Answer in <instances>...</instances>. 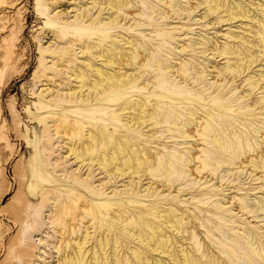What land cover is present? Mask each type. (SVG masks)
I'll use <instances>...</instances> for the list:
<instances>
[{
	"label": "bare ground",
	"instance_id": "6f19581e",
	"mask_svg": "<svg viewBox=\"0 0 264 264\" xmlns=\"http://www.w3.org/2000/svg\"><path fill=\"white\" fill-rule=\"evenodd\" d=\"M43 1L56 4L48 10L60 34L43 30L45 73L27 93L56 104L44 120L50 152L76 166L62 170L76 181L47 190L48 214L39 220L46 238L38 244L49 243V226L56 233L52 264H264V194H252L264 193V146H254L252 137L264 140V127L257 120L249 130L244 118L264 112V0H76L71 11L57 10L62 0ZM171 18L188 21L174 26ZM48 19L44 24L53 26ZM191 20L212 26L215 35L186 37L194 35ZM164 79L179 87L207 83L158 95ZM243 98L250 102L232 105ZM68 104L86 107L92 123L82 111H67ZM234 114L238 125L227 119ZM189 177L194 187L199 183L191 197L180 199L186 186L170 196ZM144 181L147 192L166 187L170 194L154 191L146 195L153 199L133 205ZM86 186L95 197L107 193L112 223L98 220L92 196L82 193ZM232 189L237 194L229 196Z\"/></svg>",
	"mask_w": 264,
	"mask_h": 264
},
{
	"label": "rangeland",
	"instance_id": "374dc122",
	"mask_svg": "<svg viewBox=\"0 0 264 264\" xmlns=\"http://www.w3.org/2000/svg\"><path fill=\"white\" fill-rule=\"evenodd\" d=\"M74 1L76 0H62L60 3L62 6L58 7L57 10L65 9V11H71ZM78 1L79 0H77V2ZM45 3L47 4L46 6ZM49 3L51 2H44L43 0H0V264H36V262L42 261H49L48 264H52L55 262L56 253H53V245L57 244L56 233H54L52 228L49 226L47 230L50 231L52 237L54 238H49V243L47 242V244L43 245L42 242L41 244H38V238H46V234L42 232V229H40L39 220L48 214L45 210L46 205L49 203L46 199L47 190H50L52 193L53 191L56 192L57 190H63V188L69 185L70 182L73 183L76 181L66 177L65 172L62 173L64 168L69 171L75 169L76 166L73 164V161L71 160L68 163L60 164V161L57 160V158L61 155L59 154L60 151L56 152V154H52L50 152L51 145L48 140L49 131L45 126L44 120L45 118L47 119V117L52 116V112L58 110V107L54 102H51L50 106H45L49 105L48 99H45L44 97H36L35 99L30 98V95L27 93L33 83L37 81L39 76L45 73V61L41 57L39 49L40 43L38 41L41 34H43V30L47 29V32L51 31L48 36H51L52 33L60 34L59 27H61V24L58 23L59 20L55 19L54 12L50 14L48 10V6L54 7L56 4ZM71 15H73V12ZM107 16L108 15L106 14L104 15V17ZM181 18H171L170 21L174 20V26H178L180 24H175L176 22H183L184 20V23H186L188 21V19ZM47 19L51 20L53 26L44 24ZM161 21L162 20H158V22ZM190 22L194 24L190 25L188 27L190 29L187 28V30L193 32L194 35L188 34L186 37H196L198 33L203 35L207 32L215 35V29H211L212 26L195 24V20H191ZM228 27L229 26L225 25L222 29L228 30ZM219 33L222 35L224 32H218V35ZM212 34H209V36H213ZM181 37H184V35ZM45 40H43L42 43L47 46L50 41L48 40L49 42H46ZM219 41L222 42L224 39L220 37ZM170 45L172 48L175 46V44L174 46L172 44ZM188 56L186 55V57ZM200 58L203 59V57H200L199 54L198 59L202 60ZM46 60L50 61V59ZM219 60L220 59H217V61ZM222 62H225V60H220V63ZM240 80L241 78L238 77L234 82V85L233 81H230L231 83H228L227 88L237 86L241 82ZM169 83V80L167 81L164 79V81L159 84V88L156 93L159 95L172 89H180L181 93L185 94L192 90H196L198 87L201 88L202 85L204 86L207 83V81L200 85H197V83H193L192 85L184 83L182 87L177 86L176 81L172 85ZM51 85H54V81L51 82ZM235 90L237 89H234L233 92L228 95L230 98L229 100L231 101L234 100L236 94L239 92V88L237 91ZM126 91L127 93H125V95L130 94V90ZM210 91L211 90H207V92L205 91L206 93H204L207 94ZM247 102L250 101L243 98L238 102H234L232 105L235 104L236 106L240 103L244 104ZM42 105L44 107L40 108ZM68 105L70 106H68L69 109H66L67 111H82V114L85 115L83 121L86 123H92L86 107H77L75 104ZM248 110L250 111V109ZM34 111L36 113H34ZM256 113H258V111H256ZM82 114L81 116H83ZM79 115H70L68 118L70 120L72 119L73 121H77L80 120ZM102 118L103 117L99 115L97 120ZM244 118L246 124H248L249 130L258 124L257 120L261 122L258 125L264 127V112L256 116L248 115ZM227 119L231 120L235 125H238V121L236 120H239V118L235 114L229 115ZM249 134L251 136V133ZM252 137L255 139V142H253L254 146H256L257 143L264 146V140L261 138L260 134L252 133ZM173 143L174 142L168 143L169 147H173ZM186 146L187 145H181V148ZM198 147L199 146L196 148ZM57 155L58 157H56ZM85 171L86 168L79 171V174H83ZM219 172L220 175H223V173L226 174L222 169H219ZM228 174L231 175L230 172H228ZM101 176L102 175L99 177ZM97 178H95V180ZM210 178L211 177H208V180ZM246 178L242 177L243 181H245ZM193 179L194 177L192 179L189 177V179H187V181L189 180L188 182L186 181V178L183 179V185H181V187L178 186L179 188L177 187L176 190L175 188H172L170 196H174L179 193L181 194L182 191L179 190L186 186V191L182 194L180 199L184 198L183 200H185L190 198L191 195L189 193L197 189L199 186V183L197 185L195 184V187L193 186ZM197 179H199V177H197ZM197 179L196 181H198ZM124 180V182L121 181L118 183L117 189L124 188L123 184H126L129 181L128 178L127 181L126 178ZM191 180L193 181L191 182ZM205 180L203 178L201 182L203 183ZM213 180H211L210 183L213 184L217 182L216 180L213 182ZM146 182L148 181H144V184H142L143 187L140 188L142 191L139 192V203L134 202L132 203L133 205H143L148 200L153 199L154 196L147 197L146 195H150L154 191H157L155 192V195L160 197L170 194V191H168L166 187L162 186H160L163 188L161 190H159L160 188L158 189V186V190H151L147 192ZM210 183L208 185H210ZM202 186H204V184L201 185V187ZM253 186H255V184ZM82 193L87 197L92 196L93 211L95 215H97L98 220L105 222L108 220L112 223L110 218L107 216V207L103 205V203H107L109 201L107 200V193L100 191L102 195L100 197H95L91 194L89 186L84 187ZM65 194L67 195L68 193ZM225 194H227V192H225ZM235 194H237L235 189L230 190L229 196ZM252 194L261 196L264 193L256 190ZM219 197L220 195H218V197H214L213 200L218 199ZM190 200L186 201L184 204L189 206L192 205L193 200ZM162 203L163 202H160V205L165 206ZM184 204H180L183 209ZM68 207L71 209V214L73 215L79 212L72 206L71 203L68 204ZM185 210L188 211L187 208H185ZM90 230H93V228ZM31 232L33 238L30 240L29 234ZM44 250H46L47 253L45 254V257L40 258V255H42ZM53 259L54 262H51Z\"/></svg>",
	"mask_w": 264,
	"mask_h": 264
}]
</instances>
